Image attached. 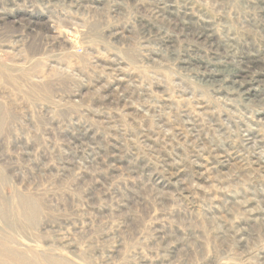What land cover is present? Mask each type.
Here are the masks:
<instances>
[{"label":"rangeland","instance_id":"374dc122","mask_svg":"<svg viewBox=\"0 0 264 264\" xmlns=\"http://www.w3.org/2000/svg\"><path fill=\"white\" fill-rule=\"evenodd\" d=\"M0 264H264V0H0Z\"/></svg>","mask_w":264,"mask_h":264},{"label":"bare ground","instance_id":"6f19581e","mask_svg":"<svg viewBox=\"0 0 264 264\" xmlns=\"http://www.w3.org/2000/svg\"><path fill=\"white\" fill-rule=\"evenodd\" d=\"M187 13V12H186ZM186 17V16H185ZM189 17V16H188ZM190 18V17H189ZM186 19V18H185ZM178 22V21H177ZM177 22H176V24H177ZM184 23V22H183ZM178 25H180V24H178ZM187 25V24H186ZM180 27V26H179ZM177 28V27H176ZM189 31V30H188ZM207 31V30H206ZM188 33V32H187ZM208 34V33H207ZM203 35V34H202ZM200 37V36H199ZM206 37V36H205ZM212 43V42H211ZM212 47V46H211ZM249 65V64H248ZM248 67V66H247ZM246 73V72H245ZM211 75V74H210ZM214 79V78H213ZM237 85V84H236ZM245 87V86H244Z\"/></svg>","mask_w":264,"mask_h":264}]
</instances>
